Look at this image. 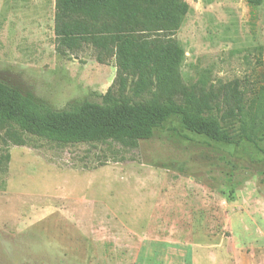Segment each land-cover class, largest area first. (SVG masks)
<instances>
[{"label":"rangeland","instance_id":"obj_1","mask_svg":"<svg viewBox=\"0 0 264 264\" xmlns=\"http://www.w3.org/2000/svg\"><path fill=\"white\" fill-rule=\"evenodd\" d=\"M54 1L0 0V82L54 111L100 102L114 62L56 54ZM184 1L183 84L237 80L264 127V0ZM22 138L0 130V264H264V140L217 143L177 118L146 141Z\"/></svg>","mask_w":264,"mask_h":264},{"label":"trees","instance_id":"obj_2","mask_svg":"<svg viewBox=\"0 0 264 264\" xmlns=\"http://www.w3.org/2000/svg\"><path fill=\"white\" fill-rule=\"evenodd\" d=\"M262 0H247L251 6ZM190 11L184 0H55L54 50L95 61L112 60L115 77L100 102L54 111L0 82V130L14 145L30 136L58 145L107 140L146 141L169 119L188 132L223 144L264 140V127L247 114L237 80L213 90L185 85L184 50L173 38ZM238 123V139L231 128ZM8 160V156H5Z\"/></svg>","mask_w":264,"mask_h":264}]
</instances>
